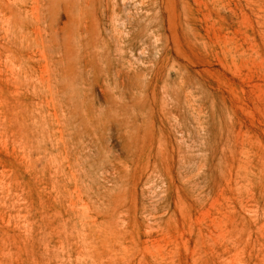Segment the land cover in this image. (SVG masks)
Here are the masks:
<instances>
[{
	"label": "rangeland",
	"instance_id": "obj_1",
	"mask_svg": "<svg viewBox=\"0 0 264 264\" xmlns=\"http://www.w3.org/2000/svg\"><path fill=\"white\" fill-rule=\"evenodd\" d=\"M0 264H264V0H0Z\"/></svg>",
	"mask_w": 264,
	"mask_h": 264
}]
</instances>
